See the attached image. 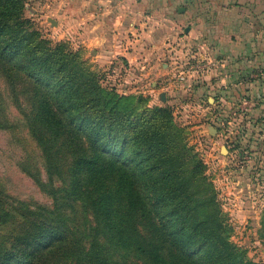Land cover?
I'll use <instances>...</instances> for the list:
<instances>
[{
  "label": "trees",
  "instance_id": "1",
  "mask_svg": "<svg viewBox=\"0 0 264 264\" xmlns=\"http://www.w3.org/2000/svg\"><path fill=\"white\" fill-rule=\"evenodd\" d=\"M22 9L23 0H0V77L44 177L26 159L21 169L52 199L22 212L40 219L41 235L67 237L64 264H258L228 241L203 164L169 108L135 111L123 96L109 104L79 61L27 28ZM8 263L33 259L8 250Z\"/></svg>",
  "mask_w": 264,
  "mask_h": 264
},
{
  "label": "rangeland",
  "instance_id": "2",
  "mask_svg": "<svg viewBox=\"0 0 264 264\" xmlns=\"http://www.w3.org/2000/svg\"><path fill=\"white\" fill-rule=\"evenodd\" d=\"M207 2L189 4L195 8ZM83 17L79 5L71 9L69 0H23L22 18L27 28L79 61L96 77L109 104L123 96L127 99L122 102L135 111L169 108L174 123L182 128L187 144L203 164L204 175L220 204L228 241L246 260L264 264V117L259 110L243 115L236 105L227 106L220 97L208 100L209 94L198 95L193 90L198 84L187 72L197 47L188 40L184 48H177L175 58L165 55L161 59L164 67L157 66L148 76L144 74L148 65L143 49L132 43L137 31L110 32L115 40L102 48L106 51L104 59H97L96 50L101 48L84 44ZM201 34L193 38L208 41L203 37L205 32ZM179 58H183L181 65ZM152 88L155 90L149 92ZM25 159L44 177L39 150L8 84L0 77V190L4 199L0 200V255L8 250L22 251L31 255L33 264H64L67 237L51 238L49 229H44L48 235H41L43 225H37L40 219L22 212L23 206L31 210L52 206L51 197L22 171ZM61 255L62 259L56 260Z\"/></svg>",
  "mask_w": 264,
  "mask_h": 264
},
{
  "label": "crops",
  "instance_id": "3",
  "mask_svg": "<svg viewBox=\"0 0 264 264\" xmlns=\"http://www.w3.org/2000/svg\"><path fill=\"white\" fill-rule=\"evenodd\" d=\"M195 1L199 0H69V3L71 9L79 5L81 19L86 17L81 24L83 41L87 47L101 48L96 50L97 59H104L106 51L102 48L115 40V34L110 32L137 31L132 43L133 47L143 49L148 65L144 74L148 76L156 72L157 66L164 67L161 59L165 55L175 58V52L184 48L188 40L187 43L197 47L188 63L193 65L187 70L198 84L193 90L198 95L209 94L208 100L220 97L225 105L242 109L243 115L256 109L264 117V0H207L205 5L193 8L189 3ZM202 32L208 41L193 38L202 37ZM179 59L176 63L181 65L183 58ZM159 73L160 70L156 75ZM242 99L249 100L248 108H242Z\"/></svg>",
  "mask_w": 264,
  "mask_h": 264
},
{
  "label": "built area",
  "instance_id": "4",
  "mask_svg": "<svg viewBox=\"0 0 264 264\" xmlns=\"http://www.w3.org/2000/svg\"><path fill=\"white\" fill-rule=\"evenodd\" d=\"M193 65V64H192ZM192 65H190V66H192ZM241 105H242V108H244V109H246V108H248L249 106H250V102H249V100H247V99H242V101H241ZM241 105H240V107H241ZM242 110V109H241ZM246 157H249V156H246Z\"/></svg>",
  "mask_w": 264,
  "mask_h": 264
},
{
  "label": "water",
  "instance_id": "5",
  "mask_svg": "<svg viewBox=\"0 0 264 264\" xmlns=\"http://www.w3.org/2000/svg\"><path fill=\"white\" fill-rule=\"evenodd\" d=\"M52 24H56L54 20H51ZM163 97V94H161V98Z\"/></svg>",
  "mask_w": 264,
  "mask_h": 264
}]
</instances>
